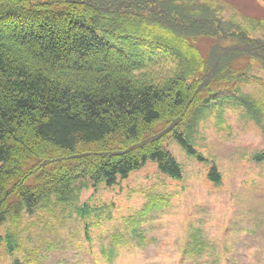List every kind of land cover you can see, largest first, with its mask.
Instances as JSON below:
<instances>
[{"label": "trees", "instance_id": "trees-1", "mask_svg": "<svg viewBox=\"0 0 264 264\" xmlns=\"http://www.w3.org/2000/svg\"><path fill=\"white\" fill-rule=\"evenodd\" d=\"M225 10L224 0H0V240L9 228L11 253L23 215L82 180L111 187L150 161L180 180L170 140L207 162L185 136L200 106L264 71V19ZM209 178L221 183L216 166Z\"/></svg>", "mask_w": 264, "mask_h": 264}, {"label": "rangeland", "instance_id": "rangeland-1", "mask_svg": "<svg viewBox=\"0 0 264 264\" xmlns=\"http://www.w3.org/2000/svg\"><path fill=\"white\" fill-rule=\"evenodd\" d=\"M224 3L226 20L264 19L261 0ZM250 76L228 93L235 98L206 100L185 130L207 162L170 140L180 180L151 161L111 187L82 180L24 214L20 233L11 227L21 240L14 253L3 228L0 264H264V71Z\"/></svg>", "mask_w": 264, "mask_h": 264}]
</instances>
